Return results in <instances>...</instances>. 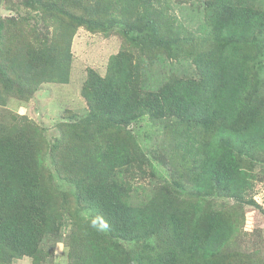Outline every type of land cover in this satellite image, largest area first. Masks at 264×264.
I'll list each match as a JSON object with an SVG mask.
<instances>
[{
    "label": "trees",
    "instance_id": "1",
    "mask_svg": "<svg viewBox=\"0 0 264 264\" xmlns=\"http://www.w3.org/2000/svg\"><path fill=\"white\" fill-rule=\"evenodd\" d=\"M190 1L178 17L170 0H20L24 15L0 18V264H48L44 242L65 227L68 264H264L263 229L244 233L259 249L237 246L246 206L264 214L251 196L264 168V0H177ZM81 29L124 45L105 74L87 70L86 113L66 110L49 140L7 107L70 83ZM144 123L142 141L132 127ZM149 176V191L136 185Z\"/></svg>",
    "mask_w": 264,
    "mask_h": 264
},
{
    "label": "rangeland",
    "instance_id": "2",
    "mask_svg": "<svg viewBox=\"0 0 264 264\" xmlns=\"http://www.w3.org/2000/svg\"><path fill=\"white\" fill-rule=\"evenodd\" d=\"M20 0H0V18L18 17L24 15L26 10L20 7ZM195 1H190L187 5H179L177 0H170L172 9L170 13L176 16H182V13L189 12L193 7ZM264 8V7H263ZM185 22L188 29L193 30L197 27L198 22L182 20ZM124 45L122 37L118 33L112 34L110 37H105L102 34H92L85 29H81L72 46L73 63L71 81L69 84H44L40 90L35 94L34 98L29 103H22L17 100H11L7 109L16 111L20 115H27L30 119L36 121L39 125L45 128V134L49 140H52L59 135L58 123L63 121L66 110H71L78 115L86 113V103L81 96L82 85L85 81V76L89 68L96 70L101 75L105 74L106 67L110 57L117 54ZM179 72L187 73L192 72V63H183L176 66ZM146 124L134 125L132 130L138 132L141 137L140 140L148 138L151 132L145 131ZM157 139V138H156ZM154 146L157 147L158 140L154 141ZM161 151V150H159ZM151 163L157 168V171L163 172V167L159 165L153 156ZM259 179L256 181V187L251 194L264 208V168L256 167L253 170ZM138 187H143L147 191L156 184L155 179L151 176L135 181ZM139 196L138 198H140ZM237 208V206H235ZM264 228V214L255 206H246V219L244 230L241 233L242 238L237 240V246H240L241 252L247 253L259 249L257 246L249 247L244 245L246 232H251L255 229ZM62 237H49L43 245V248L52 251V257L49 259L48 264H68V248L63 243V238L69 234V228H63ZM253 234H249L251 236ZM236 246V247H237ZM244 248V249H243ZM261 257L264 259V246L262 247ZM31 258L25 257L16 261V264H31Z\"/></svg>",
    "mask_w": 264,
    "mask_h": 264
},
{
    "label": "clouds",
    "instance_id": "3",
    "mask_svg": "<svg viewBox=\"0 0 264 264\" xmlns=\"http://www.w3.org/2000/svg\"><path fill=\"white\" fill-rule=\"evenodd\" d=\"M264 230V228H262Z\"/></svg>",
    "mask_w": 264,
    "mask_h": 264
}]
</instances>
